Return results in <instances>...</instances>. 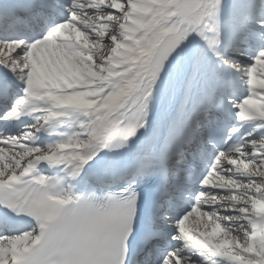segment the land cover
Returning <instances> with one entry per match:
<instances>
[{
  "label": "snow or ice",
  "instance_id": "1",
  "mask_svg": "<svg viewBox=\"0 0 264 264\" xmlns=\"http://www.w3.org/2000/svg\"><path fill=\"white\" fill-rule=\"evenodd\" d=\"M0 264H264V0H0Z\"/></svg>",
  "mask_w": 264,
  "mask_h": 264
}]
</instances>
